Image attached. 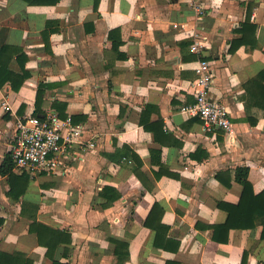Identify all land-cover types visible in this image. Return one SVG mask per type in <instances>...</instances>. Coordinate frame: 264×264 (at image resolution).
<instances>
[{
	"label": "crops",
	"instance_id": "0c3cea01",
	"mask_svg": "<svg viewBox=\"0 0 264 264\" xmlns=\"http://www.w3.org/2000/svg\"><path fill=\"white\" fill-rule=\"evenodd\" d=\"M249 4L258 47L230 54ZM263 45L264 0H0V166L38 89L42 115H58L59 102L82 130L60 169L27 175L22 195L13 176L25 174L0 173V264H264V215L214 232L228 217L218 202L241 198L237 168H248L254 195L264 191L263 111L243 101L264 70ZM202 58L229 137L181 111L196 101ZM33 223L70 242L48 257Z\"/></svg>",
	"mask_w": 264,
	"mask_h": 264
},
{
	"label": "built area",
	"instance_id": "2783aa9c",
	"mask_svg": "<svg viewBox=\"0 0 264 264\" xmlns=\"http://www.w3.org/2000/svg\"><path fill=\"white\" fill-rule=\"evenodd\" d=\"M192 47L196 53H200L198 42ZM194 71L197 75L196 101L192 106L182 107L181 111L199 118L206 132L220 131L229 137L233 132L229 112L224 104L210 96L214 80L212 66L201 59ZM81 137L82 130L73 126L70 116L60 118L54 112H48L43 116L19 118L9 147L13 168L30 177L54 173L60 169L59 158L66 151L65 146L81 144ZM90 147H93L92 143Z\"/></svg>",
	"mask_w": 264,
	"mask_h": 264
},
{
	"label": "trees",
	"instance_id": "16d2710c",
	"mask_svg": "<svg viewBox=\"0 0 264 264\" xmlns=\"http://www.w3.org/2000/svg\"><path fill=\"white\" fill-rule=\"evenodd\" d=\"M251 11H252L251 4H249L247 6V14L245 21L241 24L240 28L234 31V33L239 36L230 40L228 53L230 54L235 53V51L239 49L241 46H246L250 48L258 47L255 37L256 26L251 22ZM260 50L264 54V45L260 47ZM23 81L24 78H21L17 84H14V80L11 79L12 89L14 91H17L20 85H22ZM2 82L3 81H0V84H2ZM243 89H244L243 101L246 111H249L251 107H257L263 111L262 114L264 116V70H262L258 74V78L247 80L243 85ZM42 94L43 92H41V90L38 89L36 95V111L34 114L35 116H43L40 113V101L42 99ZM60 106H64V105L59 102L53 103V108L57 110L58 115L61 118H65L66 115L59 113ZM248 121L250 122L251 125H254L256 122L254 118H249V117H248ZM218 135H221L220 131ZM12 169H13V162L10 154H8L4 163L0 166V173L4 175L7 174L10 177L12 176L11 174ZM248 172L249 170L247 167H239L236 169L235 181L240 183L243 187L241 198L237 205L218 202V207L226 211L228 217L224 225L214 227V232H224L227 235L230 229H246L248 227H252L253 226L252 220L254 218L253 216L254 213L258 212L259 214L264 215V191L257 195L253 194L251 184L248 182ZM13 178L17 181L19 180L20 184L22 185L20 188V192L18 194L20 196L26 191V188L28 186V176L27 175L13 176ZM30 230L36 233L39 243L46 245L45 246L47 247L46 255L48 257L50 256V251H54L60 243H63L62 240H65V243L70 242L69 235H67L66 233L55 230L53 231L50 228L43 226L41 224L33 223ZM51 233L54 236H57L58 238L55 239V241L52 242L51 244L44 243L43 239L46 236H50ZM64 237H66V239H64ZM263 237H264V232H263ZM116 245L120 248L126 246L125 243L119 241L116 242ZM53 264H65V263H61L54 260Z\"/></svg>",
	"mask_w": 264,
	"mask_h": 264
}]
</instances>
